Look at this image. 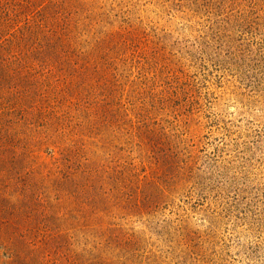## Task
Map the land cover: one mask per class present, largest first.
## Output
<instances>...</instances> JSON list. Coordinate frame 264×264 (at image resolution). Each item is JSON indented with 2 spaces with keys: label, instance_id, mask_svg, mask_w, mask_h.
<instances>
[{
  "label": "rangeland",
  "instance_id": "rangeland-1",
  "mask_svg": "<svg viewBox=\"0 0 264 264\" xmlns=\"http://www.w3.org/2000/svg\"><path fill=\"white\" fill-rule=\"evenodd\" d=\"M0 264H264V0H0Z\"/></svg>",
  "mask_w": 264,
  "mask_h": 264
}]
</instances>
